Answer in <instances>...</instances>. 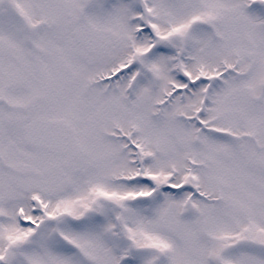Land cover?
<instances>
[{"label":"snow or ice","instance_id":"6c2138e0","mask_svg":"<svg viewBox=\"0 0 264 264\" xmlns=\"http://www.w3.org/2000/svg\"><path fill=\"white\" fill-rule=\"evenodd\" d=\"M0 264H264V0H0Z\"/></svg>","mask_w":264,"mask_h":264}]
</instances>
